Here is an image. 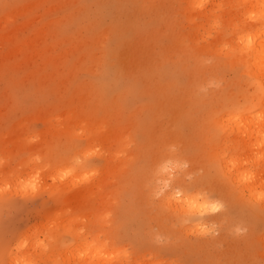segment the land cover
Segmentation results:
<instances>
[{
    "label": "rangeland",
    "instance_id": "rangeland-1",
    "mask_svg": "<svg viewBox=\"0 0 264 264\" xmlns=\"http://www.w3.org/2000/svg\"><path fill=\"white\" fill-rule=\"evenodd\" d=\"M191 1L0 0V264H264L205 133L254 89L226 54L240 13ZM181 189L223 204L213 231L162 206Z\"/></svg>",
    "mask_w": 264,
    "mask_h": 264
},
{
    "label": "bare ground",
    "instance_id": "bare-ground-1",
    "mask_svg": "<svg viewBox=\"0 0 264 264\" xmlns=\"http://www.w3.org/2000/svg\"><path fill=\"white\" fill-rule=\"evenodd\" d=\"M200 3V0H192L189 4L199 7ZM230 3L235 11L240 13L238 16L243 13L249 18H247L248 20H253V25L248 24L236 14L237 17L234 18L236 20L232 21L234 40L229 43L231 45L226 54H228L229 63L235 64L239 68L238 76L247 78L254 89L239 100L223 101L220 110L207 120L205 133L208 138L213 140L208 156L218 177L226 183L228 190L225 189L228 191V195L241 202L243 200V203L249 204L256 213H259L258 215H264V198H260L261 194H264V0H233ZM217 4L213 3L214 6ZM221 5L222 3L218 7L221 8ZM213 9L210 10V14L213 13ZM201 12L199 15L202 14ZM187 18L190 22L195 19L194 16ZM164 164L165 162L163 166ZM164 167L159 168L162 171ZM175 167L179 168V163ZM75 168L74 164L70 165L71 170ZM0 172H2L0 178L3 175H5L4 178L7 177L6 172ZM40 174L41 171L34 175L39 176ZM20 175L23 174L19 172L16 175V180L20 178ZM202 192L181 189L168 193L162 198V206L180 217L182 224H185L189 231L196 234H201L197 226H206V219L211 214V212H206L204 215H200L199 206L218 203V200H214ZM1 205L2 203H0ZM193 205L197 207H193ZM45 216L50 215L46 214ZM70 231L75 237L80 234L77 229ZM17 249L21 250V246ZM16 258L14 257V259ZM14 259L13 261H15ZM25 264H29V262L25 261Z\"/></svg>",
    "mask_w": 264,
    "mask_h": 264
},
{
    "label": "clouds",
    "instance_id": "clouds-1",
    "mask_svg": "<svg viewBox=\"0 0 264 264\" xmlns=\"http://www.w3.org/2000/svg\"><path fill=\"white\" fill-rule=\"evenodd\" d=\"M163 171L168 172L169 167L165 166L163 168ZM165 187H167V183H165ZM260 198H264V194H261ZM193 207H197V206L193 205ZM221 208H222V205H220L219 203H212L210 205L205 204V205L199 206L198 211L200 212V215H204L206 212L216 213V212L220 211ZM197 227L199 228V231L201 232V234H208L209 232L213 231L215 228V226H213L210 229L205 225H198ZM235 231L239 234L242 231H244V229H242L241 227H237L235 229Z\"/></svg>",
    "mask_w": 264,
    "mask_h": 264
}]
</instances>
